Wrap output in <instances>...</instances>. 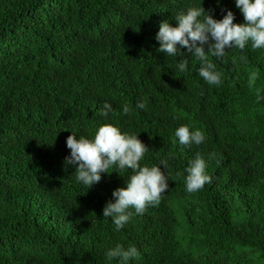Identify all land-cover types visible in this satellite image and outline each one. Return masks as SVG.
Segmentation results:
<instances>
[{"label": "trees", "instance_id": "obj_1", "mask_svg": "<svg viewBox=\"0 0 264 264\" xmlns=\"http://www.w3.org/2000/svg\"><path fill=\"white\" fill-rule=\"evenodd\" d=\"M201 3L216 19L231 9L244 22L235 0H0V264H118L105 256L117 243L139 249L130 264L264 257V49L249 43L210 57L219 86L186 48L176 57L158 51L160 21L175 24ZM140 100L145 109H136ZM124 104L133 111L124 114ZM106 119L138 132L149 147L141 164L170 157L160 203L119 231L102 209L131 170L109 169L87 189L64 163L71 129L91 137ZM181 124L201 128L205 141L180 144ZM197 154L212 179L190 193L183 177Z\"/></svg>", "mask_w": 264, "mask_h": 264}, {"label": "clouds", "instance_id": "obj_2", "mask_svg": "<svg viewBox=\"0 0 264 264\" xmlns=\"http://www.w3.org/2000/svg\"><path fill=\"white\" fill-rule=\"evenodd\" d=\"M235 6L243 13L242 23L234 22L235 14L231 9H227L221 19H216L202 7V3L179 11L174 17L175 24L169 19L161 20L155 34L159 41L158 51L176 57L182 55V48H186L199 62L200 76L209 85L219 86L222 73L210 57L223 58L228 49L243 50L249 43L254 49H264V0H235ZM179 61L177 69L181 73L189 71L188 59ZM255 79L253 74L250 85ZM145 108V101L136 102V109ZM112 111V104L105 102L100 114L107 118ZM132 111L128 104L122 106L124 114ZM174 136L186 146L200 145L206 139L201 128L190 124L179 125ZM66 145L70 154L64 158V163L75 166L76 180L87 189L98 183L103 173L116 170L124 174L131 170L126 186L113 189L114 199H109L102 209V216L111 219L116 231L129 223L133 216L143 215L149 206L158 205L162 194L169 188L170 157L161 158L157 164H141L149 147L139 138L138 132L124 131L113 121L106 119L91 137L71 129ZM213 158L215 153H210L209 159ZM209 159L197 154L189 161L183 177L188 192H196L211 182L212 177L207 171ZM105 256L109 261L117 259L118 264H130L140 256V251L134 244L125 247L117 243L106 250Z\"/></svg>", "mask_w": 264, "mask_h": 264}, {"label": "rangeland", "instance_id": "obj_3", "mask_svg": "<svg viewBox=\"0 0 264 264\" xmlns=\"http://www.w3.org/2000/svg\"><path fill=\"white\" fill-rule=\"evenodd\" d=\"M254 264H264V257L260 258V260L255 262Z\"/></svg>", "mask_w": 264, "mask_h": 264}]
</instances>
